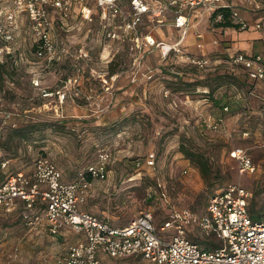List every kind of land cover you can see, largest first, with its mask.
<instances>
[{
  "label": "rangeland",
  "instance_id": "obj_1",
  "mask_svg": "<svg viewBox=\"0 0 264 264\" xmlns=\"http://www.w3.org/2000/svg\"><path fill=\"white\" fill-rule=\"evenodd\" d=\"M86 1L76 3L67 19L52 21V61L36 57L39 41L25 15L17 19L12 41L4 43L0 183L32 167L38 156L48 158L69 182L105 152L108 177L92 182L80 209L113 226H126L141 211H150L157 226L173 212L197 218L205 213L208 200L228 185L246 189L251 194L249 209L259 214L264 207V82L256 86L259 99L243 105L235 96L249 84L239 68H233V76L218 74L195 82L197 72L179 58L146 62L140 31L145 23L122 41L116 18L103 21L95 0ZM237 2L248 7L249 0ZM166 70L174 75L163 77ZM198 101L201 108L194 110ZM205 119L221 120L219 130L206 128ZM182 148L207 159V179ZM236 149L249 156L252 173H239ZM148 154L155 156L152 168L144 165ZM21 213L0 211V264H55L74 241L72 234L51 236L43 224L45 230L29 232ZM187 231L188 239L204 248L199 241L206 238L193 226ZM172 234L158 232L166 238ZM101 259L105 264H148L135 258Z\"/></svg>",
  "mask_w": 264,
  "mask_h": 264
},
{
  "label": "built area",
  "instance_id": "obj_2",
  "mask_svg": "<svg viewBox=\"0 0 264 264\" xmlns=\"http://www.w3.org/2000/svg\"><path fill=\"white\" fill-rule=\"evenodd\" d=\"M83 0H13L0 10V56L4 54V43L13 39L17 19L25 15L32 23L39 45L35 55L39 59L52 61L55 45L50 37L55 17L65 20L76 3ZM95 0L100 17L108 23L116 18L119 38L124 41L131 32L145 21L153 27L164 23L167 13L173 16V26L182 29L181 37L173 45L159 44L150 35L142 37L150 47H155L161 57L171 54L182 58L188 66L206 70L211 59L206 56L188 55L183 52L182 40L190 27V18L200 22L207 19L212 30L229 23L245 31L250 25L239 12L225 5L224 0ZM228 8L227 15L221 9ZM248 9L259 10L255 0H249ZM199 10L198 15L194 12ZM52 16V17H51ZM255 30L263 31L264 25L255 23ZM117 38V39H119ZM133 41L139 48L138 39ZM233 67L243 71L250 82L264 81V57L237 53L230 59ZM150 73V72H149ZM149 79L151 76L148 77ZM38 86V81H33ZM63 99V96H62ZM227 109L224 108V111ZM206 128L217 131L221 120L204 121ZM239 173H252L254 165L241 149L233 151ZM109 155L101 152L97 162L90 164L79 176L69 182L62 179L59 169L46 157L38 156L32 162V171L8 175L0 184V209L11 212L21 202L30 212L24 216V226L34 232L43 224L51 236L70 233L77 237L69 244L55 264H104L101 256L112 260L139 258L148 264H264V207L256 218L249 211L251 194L239 185H228L215 193L207 202L205 213L194 218L188 212H173L159 226L150 211H141L126 226L116 227L80 209L88 196L92 182L104 181L108 177ZM154 154H148L144 165L154 166ZM140 162H137L138 166ZM6 164H2L4 168ZM41 206L42 208L38 207ZM187 226L195 227L209 239L217 238L221 246L207 250L188 239ZM171 231V237H161Z\"/></svg>",
  "mask_w": 264,
  "mask_h": 264
},
{
  "label": "crops",
  "instance_id": "obj_3",
  "mask_svg": "<svg viewBox=\"0 0 264 264\" xmlns=\"http://www.w3.org/2000/svg\"><path fill=\"white\" fill-rule=\"evenodd\" d=\"M8 1L9 0L0 1V10L8 7L12 3L11 1L8 3ZM125 1L126 3H124V0H122L121 2V5H123V7L128 6L127 0ZM237 1L238 0H224L226 6L236 9L239 12V14L242 16V18L250 25V28L248 30L241 31L236 29L235 27H221L212 30L211 28H209L206 18H203L200 22L195 20L194 16L190 18V22H189L190 27L187 31L186 36L182 40V44H181L183 52L188 55H199V56H206L211 58V65L206 70H198L197 68L191 66L192 68L195 69V71L198 74L195 82L200 81L205 77H215L218 74L219 75L229 74L233 76L234 67L230 64V59L237 53H244L249 56L264 57V30L263 31L255 30L252 26L255 23H261L264 25V5L262 3V0L256 1L257 5L259 6V10L254 11V14H251V12L253 11L248 9V7H244L241 4H238ZM82 4L86 5L87 1L83 0ZM198 14H199V10H196L194 12V15L196 16ZM144 23H145V28H143L144 30L143 29L140 30L144 32L143 36L148 34L159 44L173 45L176 42H178V40L181 37L182 29H176L173 26V16L171 15V13H167L165 15L164 23L160 26L153 27L150 25L149 21H145ZM16 27L18 28L17 25ZM142 48H143L142 49L143 53H145L144 58L146 62L155 61L157 59L160 60L159 62H164V60L169 61L171 57L179 58L171 54L166 59H163L159 51L155 47H150L145 42H142ZM177 60H180L179 63L188 66L184 63V60L182 58H179ZM180 67L183 69L181 65ZM241 72H242L241 77L245 80L247 84H249V87L247 88L246 92H242V90L238 91L235 97L236 99H240L243 105H246L253 98L259 99L260 96L257 95L256 86H258V84L264 81L250 82L242 70ZM158 73H161V70H158ZM173 75L174 72L170 70L169 71L166 70L164 72L163 77L164 76L171 77ZM175 75H177L178 79L180 80L185 79L182 78V76H179L177 73H175ZM236 75H238V77L240 76L238 72H236ZM205 91L206 90H203L200 91L199 93H205ZM262 99L264 100V98ZM201 105L202 104L200 103V101L195 102L193 104L194 110H199L201 108ZM224 108L228 109L226 106ZM205 121L207 120L205 119ZM4 163L7 164V162ZM5 168L6 166L4 167V169ZM5 171L6 170H4V173ZM19 171H22L25 174H29L32 171V167L26 170H19ZM21 209H26V208L21 202H18L14 210L21 211L24 214L26 211L24 212ZM0 211L3 213L5 212L2 209H0ZM26 215L28 214L25 213L22 217L23 224L25 221L24 216ZM41 230H45V229L43 227H39L37 228L36 231L32 233L36 234ZM73 239L74 241H72L71 243L75 242L77 237L72 235V240ZM135 259L142 261L139 258H135Z\"/></svg>",
  "mask_w": 264,
  "mask_h": 264
},
{
  "label": "trees",
  "instance_id": "obj_4",
  "mask_svg": "<svg viewBox=\"0 0 264 264\" xmlns=\"http://www.w3.org/2000/svg\"><path fill=\"white\" fill-rule=\"evenodd\" d=\"M221 12H223L225 15H227L228 8L221 9ZM222 25H223V27H235L229 23H225ZM110 73H113V72L111 71ZM181 152L198 169L199 173L201 174V177L204 180L207 179L209 176V167H208L207 159L201 154L192 153V152H189L188 150H184L183 148H182ZM249 211H250V215H251L252 219H255L256 218L255 212H253V210H250V209H249ZM212 238L213 237H211L209 239H205L204 241H199V243L201 245H203L204 248L207 250L217 249L218 247L221 246V243L219 240H218L219 242L213 241Z\"/></svg>",
  "mask_w": 264,
  "mask_h": 264
}]
</instances>
